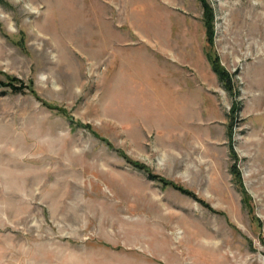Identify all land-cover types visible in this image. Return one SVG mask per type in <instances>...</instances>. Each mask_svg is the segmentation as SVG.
I'll list each match as a JSON object with an SVG mask.
<instances>
[{
  "label": "rangeland",
  "instance_id": "obj_1",
  "mask_svg": "<svg viewBox=\"0 0 264 264\" xmlns=\"http://www.w3.org/2000/svg\"><path fill=\"white\" fill-rule=\"evenodd\" d=\"M206 1L0 0V264H264V0Z\"/></svg>",
  "mask_w": 264,
  "mask_h": 264
},
{
  "label": "trees",
  "instance_id": "obj_2",
  "mask_svg": "<svg viewBox=\"0 0 264 264\" xmlns=\"http://www.w3.org/2000/svg\"><path fill=\"white\" fill-rule=\"evenodd\" d=\"M199 2H201V5L203 6V14H204V26L206 28V34L207 37H209V41L211 40V37L213 36V26H212V18H213V12L211 7L209 6V4L207 3L206 0H199ZM209 58V63L211 65V69L214 71V73L217 74L219 80L221 82H223L224 87L230 91V78L228 76V74L222 69V67L219 65L218 60L216 59V57L214 58L211 54L208 55ZM8 82L4 83L0 81V87H9L11 89L12 92L17 93V92H24L21 86L16 85L18 82L17 79L15 78H7ZM231 92V91H230ZM52 109V108H50ZM55 109V108H53ZM232 112H234L235 107H232ZM234 157V156H233ZM131 165L135 168H137L138 170H142L145 171L147 173V175L153 179L156 183L160 184L163 187H172L175 190H178L179 192H181L184 195H187L193 199H195L196 201L200 202L201 204H204V202H202L201 200L197 199L196 196L191 193L190 191L182 188L179 185H175L173 183L168 182L166 179H164L163 177L156 175V174H152V172H150L145 166L137 163V162H130ZM236 173V180L238 181V183H240V178H239V174L237 171H235ZM241 184V183H240ZM241 192H243L244 195V202L246 199V195L245 192L242 190ZM246 203V202H245ZM207 207V206H206Z\"/></svg>",
  "mask_w": 264,
  "mask_h": 264
}]
</instances>
